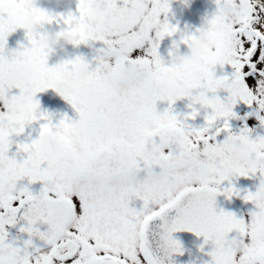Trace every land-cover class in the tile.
Here are the masks:
<instances>
[{
    "label": "flooded vegetation",
    "instance_id": "af4514ba",
    "mask_svg": "<svg viewBox=\"0 0 264 264\" xmlns=\"http://www.w3.org/2000/svg\"><path fill=\"white\" fill-rule=\"evenodd\" d=\"M34 1L35 13L41 11L37 24L53 30V46L57 47L99 44L101 38L93 39L94 29L90 25L92 10L100 17V28L105 24L104 19H108L109 24L119 29L123 28V17L135 12L125 25L127 30L137 27L141 14L151 15L154 12L147 11L148 4L144 0H109L111 3L108 5L104 3L106 0ZM172 1L178 5L177 10L184 9L191 15L209 11L215 13L234 2L195 0V6L191 8L187 7L186 0H162L168 12ZM22 4L18 0L14 5L11 0H0L2 52L11 45L10 31L19 27L17 15L26 12ZM75 20L78 26L76 39ZM20 21L27 27L25 21ZM152 24L154 21L143 22L148 30ZM205 24L213 25L208 21ZM80 29H83L84 35L80 34ZM60 32L62 38L59 37ZM57 51L58 48L54 49L50 58L42 55V62L36 59L34 63H27L30 59L25 51L18 54L19 59L0 56V264H89L95 259L116 261L118 264H155L141 236L145 219L166 208L182 190L203 185L218 190L238 209L241 217L236 243L229 244L214 264H264V166L256 157L258 151L264 154V146L259 143L264 142L262 103L254 98L255 101L246 104L249 113L231 114L223 131H219L216 125L209 136L197 133L199 137H194L189 146L185 139L175 140L174 147L180 146L184 152H190L203 147L202 141L209 139L213 146L212 156L218 160L223 154L227 159L226 165L220 171L218 167L214 168L212 183L180 188L171 200H164L156 206V182L163 183L162 195H168L170 172L176 169L179 161L172 162L166 156L162 162L157 161L149 150L147 156L141 157L143 159L123 160L116 147L122 139L116 134L103 132L104 119L86 117V111L75 113L74 64L68 54L63 53L60 58ZM112 56L102 55L100 61L116 58L119 66L122 54ZM137 63L139 70L141 65L138 60ZM11 64L16 68L9 69ZM31 68H40L41 74ZM54 68L60 75L50 78L44 74L52 73ZM215 78L211 72L212 84ZM86 103L95 105L91 109L96 115H102L101 108L96 107L98 103ZM75 114L86 119V126L99 131L93 137L94 143L81 154L75 151L74 134L70 133ZM161 130L165 132V129ZM219 134L228 135L229 141L243 150L231 148L225 156L218 145ZM172 152L174 155L173 147ZM242 153H249L250 160H245ZM60 197L71 201L72 214L64 230L57 232L47 244L29 246L23 241L20 231L1 222L21 220L22 217L17 216L18 210L20 212L22 202L28 199H33L38 212L44 215L43 218L37 217V221H53L57 216L48 202ZM42 203H45V208Z\"/></svg>",
    "mask_w": 264,
    "mask_h": 264
},
{
    "label": "rangeland",
    "instance_id": "374dc122",
    "mask_svg": "<svg viewBox=\"0 0 264 264\" xmlns=\"http://www.w3.org/2000/svg\"><path fill=\"white\" fill-rule=\"evenodd\" d=\"M15 1L11 0V3L14 5ZM18 1L23 3L26 12L17 15L19 27L10 31L11 45L6 51H0V56L10 60L19 59L18 54L25 51L30 59L27 63H34L36 59L42 62V55L50 58L56 48L60 58L63 53L68 54L76 76L73 82L75 113L86 111V117L104 119L103 132L116 134L122 139V143L116 147L123 160L143 159L141 157L151 151L157 161L162 162L165 156L172 162L179 161L176 169L170 172L168 195H162L163 183L156 182V206L164 200H171L180 188L212 183L214 168L218 167L220 171L226 165L227 159L223 154H220L218 160L212 156L210 140L207 141L209 144H202L203 147L190 152H184L180 146L174 147L175 140L185 139L189 146L194 137H199L197 133L207 135L216 125L225 129L231 114L243 111L249 113L246 104L251 93L252 98L259 100L264 107V46L261 45L264 43V0H250L252 23L262 38L252 53L253 41L248 30L238 28L240 31L230 34V27L244 26V6L240 0H234L229 6L224 5L215 13L209 11L192 16L184 9L177 10L178 5L173 1L168 12L162 0H144L148 4L147 11L154 12L151 15L141 14L137 27L130 30L125 25L135 12L123 17V28L119 29L109 24L108 19H104L105 24L100 28V17L92 10L89 15L90 25L94 29L93 39L101 38L99 44L58 47L53 46V30L46 29L41 23L37 24L40 22L41 11L35 13L33 7L36 2ZM186 1L187 7L195 6V0ZM104 3L108 5L111 1L106 0ZM177 11L181 13L175 14ZM181 15H187L189 24L186 27L185 23L178 20ZM20 20L25 21L27 27ZM148 21H154L149 30L143 25V22ZM206 21L213 25L207 26ZM77 27L75 20V39L78 37ZM78 31L84 35L83 29ZM59 37H63L62 32ZM123 53L138 60L140 69L126 75L119 70L116 58L107 62L100 61L102 54L120 56ZM15 68L13 64L9 67ZM31 69L41 72L40 68ZM41 69L47 70L44 67ZM54 69L52 73L44 74L50 78L60 75ZM211 72L216 76L213 84ZM86 102L98 103L96 107L101 108L102 115H96L91 109L95 105H87ZM85 103L87 106L84 107ZM85 120L83 116L75 114L74 126L70 131L74 134L73 144L78 154L94 143L93 137L99 132L94 127L86 126ZM162 128L165 132L159 131ZM217 139L225 156V152L231 148L243 150L235 142H230L228 135L219 134ZM145 140L148 142L143 143ZM223 140L226 142L222 143ZM259 143L264 146V142ZM172 147L175 149L174 155ZM243 156L245 160H250L249 153Z\"/></svg>",
    "mask_w": 264,
    "mask_h": 264
},
{
    "label": "water",
    "instance_id": "95a60500",
    "mask_svg": "<svg viewBox=\"0 0 264 264\" xmlns=\"http://www.w3.org/2000/svg\"><path fill=\"white\" fill-rule=\"evenodd\" d=\"M120 67L123 71H132L136 61L123 55ZM257 160L264 166L263 154L258 153ZM50 203L61 207L64 201L52 199ZM30 206L33 207L23 204L20 209L26 219L8 223L21 231L26 243H45L49 236L37 233L40 221L35 220V210L30 211ZM64 214L60 211L59 225L64 224ZM240 223L237 209L217 190L201 187L184 190L168 209L151 216L144 225L143 237L157 264H212L236 240ZM90 264L104 262L96 260Z\"/></svg>",
    "mask_w": 264,
    "mask_h": 264
}]
</instances>
